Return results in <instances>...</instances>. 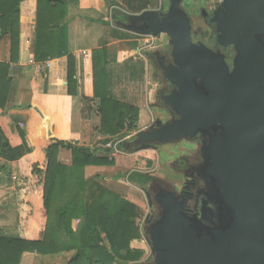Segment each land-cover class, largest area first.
<instances>
[{
  "label": "water",
  "instance_id": "95a60500",
  "mask_svg": "<svg viewBox=\"0 0 264 264\" xmlns=\"http://www.w3.org/2000/svg\"><path fill=\"white\" fill-rule=\"evenodd\" d=\"M178 1L169 0L164 13L130 16L145 24L125 28L165 35L171 48L164 105L173 118L138 130L134 148L200 144L193 168L203 188L199 204L188 210L171 191L155 198L159 215L145 227L153 264H264V0H222L213 13L217 46L234 51L231 68L225 54L192 41Z\"/></svg>",
  "mask_w": 264,
  "mask_h": 264
},
{
  "label": "trees",
  "instance_id": "16d2710c",
  "mask_svg": "<svg viewBox=\"0 0 264 264\" xmlns=\"http://www.w3.org/2000/svg\"><path fill=\"white\" fill-rule=\"evenodd\" d=\"M28 1H33L35 7L34 61L42 63L67 56V95L75 97V59L68 54L63 20L69 5H76L79 0H0V40H9V64L18 59L19 19ZM103 1L109 7L117 6L112 0ZM113 15L120 16L121 21L128 19L120 10L113 11ZM91 62L93 97L99 99V133L106 137L107 145L137 131L139 109L108 95L106 48L93 51ZM9 64L0 62V113L11 88ZM81 100V118L86 121L93 99ZM16 130L21 145L11 147L0 129V159H8V152L10 159L19 163L18 237H0V264H20L25 253L49 259L45 264H138L143 253L131 249L130 244L139 238L134 222L139 209L93 179H85L87 167L114 166L110 158L113 150H102L98 155L97 149L54 137L44 146L34 148L26 132L18 126ZM123 145L121 142L116 148L121 150ZM61 151L70 153V165L60 162ZM127 180L143 188L152 177L133 171Z\"/></svg>",
  "mask_w": 264,
  "mask_h": 264
},
{
  "label": "crops",
  "instance_id": "0c3cea01",
  "mask_svg": "<svg viewBox=\"0 0 264 264\" xmlns=\"http://www.w3.org/2000/svg\"><path fill=\"white\" fill-rule=\"evenodd\" d=\"M117 6L109 7L103 0H79L76 5H69L67 15L63 22L67 31L68 54L75 59V80L77 84L76 96L67 95V56L48 60L42 63L34 61L33 38L35 31V7L33 1H28L27 8L19 19V50L18 59L9 64L10 46L9 40H0V62L9 64V77L11 88L4 110L0 113V129L11 147L21 145L16 127L24 130L32 147L44 146L50 138L68 141L78 146L89 147L100 151L112 149L117 143L113 141L105 145L106 137L99 133L100 117L98 114L99 99H95L93 88L91 54L93 51L106 48L108 65L106 67V85L108 95L121 102L134 105L139 109L137 131L143 130L153 121H162V117L152 116L142 119L141 112L145 104L133 103L128 99L116 96L114 87H121L120 91L127 92L126 87L131 85L142 86V92H146L148 84V70L151 67L150 53L152 43H148V37L141 36L133 31L126 30V20L115 18L112 12L110 23L108 16L110 11L120 10L123 14L139 16L146 11H156L152 8L155 0H112ZM158 11V10H157ZM115 23V24H112ZM122 25V26H121ZM122 28V29H121ZM147 42V43H146ZM82 52H85L84 56ZM33 61L34 65H30ZM37 67H42L38 71ZM147 86V85H146ZM131 90L128 91L130 93ZM147 101L146 95H144ZM82 97L93 99L91 120H82ZM144 124V122H146ZM131 135V134H130ZM114 160L112 167H87L85 179H93L101 187L117 193L122 198L135 204L130 197L132 186L129 182L122 183L113 176L104 177L100 173L103 170L125 168L135 170L138 160H132L129 156L111 155ZM59 160L65 165H70L71 157L67 151L59 153ZM16 167L18 162H9V166ZM4 184L0 179V185ZM126 186V187H125ZM129 193H128V191ZM127 194V195H126ZM33 258V257H32ZM25 256L21 264H25Z\"/></svg>",
  "mask_w": 264,
  "mask_h": 264
},
{
  "label": "rangeland",
  "instance_id": "374dc122",
  "mask_svg": "<svg viewBox=\"0 0 264 264\" xmlns=\"http://www.w3.org/2000/svg\"><path fill=\"white\" fill-rule=\"evenodd\" d=\"M181 8L186 13L188 18L191 21L192 30H191V38H196L197 35L199 37H203L205 42L208 41L211 31L208 29L205 24V17L202 13L206 12L207 14L211 12L207 10L208 7H214V3H217L216 0H180ZM170 3L169 0H155L152 8L158 10H167ZM112 10L108 16V20L113 22L112 18ZM115 24V23H112ZM122 26V25H121ZM122 29V28H121ZM132 32V31H130ZM148 43L152 42L148 37ZM147 43V42H146ZM152 49L147 51H152L150 53L159 54L166 53L170 46L168 42V38L165 35H160L156 38V40L152 43ZM166 51V52H165ZM150 55V56H151ZM152 61V60H151ZM148 84L145 85L146 92H142V86L139 85H131V87H126L127 92L120 91L121 87H114L115 91L113 92L116 96L123 98L124 100L128 99L133 103L145 104V107L150 108L149 111L145 109L141 112L142 119L145 116L148 118L149 114L156 117H162L161 122L166 123L168 121L167 109H163L158 106V92L163 89V83H159L161 80L160 75H158V70L154 65V61L151 62V67L148 70ZM162 84V86H161ZM131 90L130 93L128 91ZM147 97V101L145 100V96ZM91 120V115L89 117ZM155 121L152 122L151 125L154 124ZM144 122V124H146ZM146 128V127H145ZM143 130H146V129ZM137 132V131H136ZM136 132L131 133V135H127L123 139L119 140L117 143L111 146V150L115 152L116 155H124L129 156L132 160H138L135 167V172H140L142 174L148 175L152 177L154 183H161L165 187H170L172 190L178 192L184 182V174L176 168V163L180 162V160H191L192 157L198 152L199 146L192 141L182 140L180 142L164 144V145H155L153 148L138 150L130 146V144L135 141L133 137ZM132 137V138H131ZM123 143L124 145L121 147V150L116 148V145L119 143ZM5 160L0 159V179L3 180L4 184L0 185V237L6 238H14L18 237V226H17V214H18V198H17V172L16 167L13 165L9 166L7 163L16 162V159H10L8 152ZM12 157V156H11ZM112 156H110L111 158ZM3 168V169H1ZM132 170V167L129 169L125 168H114L111 170H103L100 173L104 177L113 176V178L120 180L122 183L127 184V176L129 171ZM151 181L147 183V185L140 188L136 182H131L132 186H127L130 190V197H132V201L137 204L136 206L139 210L135 211L136 216L134 219L135 225L139 230V238L132 241L130 244V248L133 250L141 251L143 254L142 259L138 264H153L154 255L151 251V246L148 243L147 235L145 233V217L149 214L148 202L146 200L145 191L147 187L151 184ZM126 187V186H125ZM127 195V194H126ZM153 209V208H152ZM77 226V221L73 222V228ZM25 256V264H43L44 261H48L49 259H43L39 257L37 254H23L22 258ZM33 257V258H32ZM22 262V259H21ZM51 264V262H49ZM47 262V264H49ZM21 264V263H20ZM45 264V263H44Z\"/></svg>",
  "mask_w": 264,
  "mask_h": 264
},
{
  "label": "flooded vegetation",
  "instance_id": "af4514ba",
  "mask_svg": "<svg viewBox=\"0 0 264 264\" xmlns=\"http://www.w3.org/2000/svg\"><path fill=\"white\" fill-rule=\"evenodd\" d=\"M178 3L181 5V2L178 1ZM219 4L213 5L214 7H208L207 10L211 11L208 14L205 12V14H206V17L204 19L205 24L207 25L208 29L211 31V34L209 36L208 41L205 42L203 40V37H199L198 35L196 38H194V39L192 38V41L193 42H199L200 41L203 44H205L209 49H212L214 52H221V53L225 54V56L227 57L226 62L229 65V67L231 68V63H232V58L234 56V51L232 48L222 49L219 46H217L215 28H214V25L210 22L212 17H213L214 11L219 6ZM166 11L167 10H165V11H163L162 9L159 10L160 13H164ZM137 22H138V24H136ZM144 24H145L144 21L131 20L128 18L126 20L125 25L126 26L132 25L133 26L132 29H138V28L142 27ZM191 27H192V25H191ZM170 50H171V48H169V50L167 52L165 51L166 53L162 52V53L153 54L150 56V62L154 61V65H155L156 69L158 70V75H160V77H161V80L159 83H163V85H164L163 89L158 92V100H159L158 106H160L163 109H167L165 111V113L167 112L166 116L169 119L168 121H170L173 118L171 111L164 105V98L167 95V93L171 90V85H170L171 79L168 77V75L169 76L172 75V73L169 72V70H168V69H170V67L172 65L171 59H170ZM164 69L168 70L167 73L165 72L166 70L163 71ZM165 74H166V76H165ZM161 86H162V84H161ZM168 121H166V122H168ZM162 123L164 124V122H162ZM145 129H146L145 131H151L153 129H156V124L154 123L153 125H150V126L146 127ZM192 142H194L197 147L200 146L199 141L197 139H194ZM130 146L132 148H134L133 142L130 144ZM198 153L199 152H196V154L192 157V159L190 161L187 159H185V160L181 159L180 162L176 163V168L178 169V171L182 172L184 174V177H185L183 185L178 192H176L175 190H172L170 187L163 186L161 183H154L153 181H151V184L146 189V191L149 193L150 202H148L147 197H146V200L148 202L149 208H151V209L149 210V214H147L145 217V227H147L148 222L153 221L158 217L160 210H159L158 205L155 203V198L156 197L160 198L161 197L160 195L163 194V192L171 191V192L175 193L176 196H180L181 199L183 198L185 208L188 210H193V208L197 204H199L198 202L200 200V197H201V195H203L202 183L198 179H196V177H193V168L201 162L200 156L198 155Z\"/></svg>",
  "mask_w": 264,
  "mask_h": 264
},
{
  "label": "built area",
  "instance_id": "2783aa9c",
  "mask_svg": "<svg viewBox=\"0 0 264 264\" xmlns=\"http://www.w3.org/2000/svg\"><path fill=\"white\" fill-rule=\"evenodd\" d=\"M221 1H222V0H216L217 3H214V4H219V3H221ZM152 39H153V38H152ZM152 39H151V40H152ZM82 54H83L84 56L86 55L85 52H82ZM29 64H30V65H34V62H33V61H29ZM37 69H38V71H41V70H42V67H37ZM20 127H22V126H20Z\"/></svg>",
  "mask_w": 264,
  "mask_h": 264
}]
</instances>
